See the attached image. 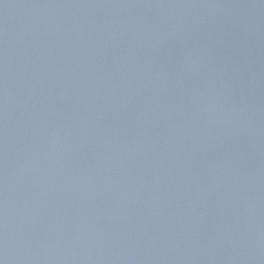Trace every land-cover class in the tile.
<instances>
[{
    "label": "water",
    "instance_id": "95a60500",
    "mask_svg": "<svg viewBox=\"0 0 264 264\" xmlns=\"http://www.w3.org/2000/svg\"><path fill=\"white\" fill-rule=\"evenodd\" d=\"M0 264H264V0H0Z\"/></svg>",
    "mask_w": 264,
    "mask_h": 264
}]
</instances>
